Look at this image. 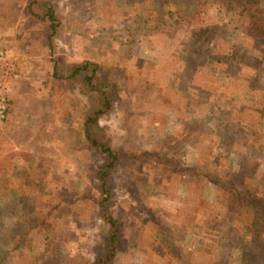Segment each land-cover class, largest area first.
<instances>
[{"label": "rangeland", "instance_id": "rangeland-1", "mask_svg": "<svg viewBox=\"0 0 264 264\" xmlns=\"http://www.w3.org/2000/svg\"><path fill=\"white\" fill-rule=\"evenodd\" d=\"M0 26L25 35L0 46V264H91L103 208L108 264H264V0H0ZM82 61L114 85L101 149Z\"/></svg>", "mask_w": 264, "mask_h": 264}, {"label": "trees", "instance_id": "trees-1", "mask_svg": "<svg viewBox=\"0 0 264 264\" xmlns=\"http://www.w3.org/2000/svg\"><path fill=\"white\" fill-rule=\"evenodd\" d=\"M47 15L53 18V13L50 9H48ZM97 68V64L90 61L75 62L68 66L66 75L64 76L68 87H75L81 91L84 89L89 94V97L92 98L93 102L88 106V116L85 123L84 135L93 147L101 149L100 142L92 136L91 125L96 124L98 118L110 108L111 101L113 100L114 85L108 83L98 72ZM105 151L109 159L107 165L110 167L114 164L115 155L113 156L114 153L111 152L109 148H106ZM99 175L101 191L102 194H104V197L101 199L103 203L108 200L110 191L106 187V182H104L106 172L100 171ZM238 193H242V191L239 190ZM102 217L109 223L111 229L105 251L103 254L98 255L91 264H108L112 260L114 254L115 236L117 234L116 220L106 208L102 209Z\"/></svg>", "mask_w": 264, "mask_h": 264}, {"label": "crops", "instance_id": "crops-1", "mask_svg": "<svg viewBox=\"0 0 264 264\" xmlns=\"http://www.w3.org/2000/svg\"><path fill=\"white\" fill-rule=\"evenodd\" d=\"M24 36L25 35L21 31L17 32L12 28L7 29V26H0V46L4 48L11 46L13 42L23 46L25 43Z\"/></svg>", "mask_w": 264, "mask_h": 264}, {"label": "built area", "instance_id": "built-area-1", "mask_svg": "<svg viewBox=\"0 0 264 264\" xmlns=\"http://www.w3.org/2000/svg\"><path fill=\"white\" fill-rule=\"evenodd\" d=\"M5 61V56L2 51H0V62ZM4 87L0 84V124L4 121L8 111L7 98Z\"/></svg>", "mask_w": 264, "mask_h": 264}]
</instances>
